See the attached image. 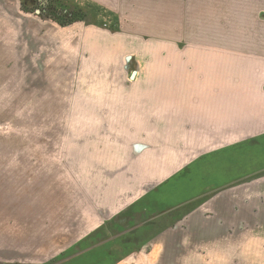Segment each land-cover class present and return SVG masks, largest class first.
I'll list each match as a JSON object with an SVG mask.
<instances>
[{"label": "crops", "instance_id": "obj_1", "mask_svg": "<svg viewBox=\"0 0 264 264\" xmlns=\"http://www.w3.org/2000/svg\"><path fill=\"white\" fill-rule=\"evenodd\" d=\"M22 1L0 0L11 91L53 123L0 264H264V0H78L111 31Z\"/></svg>", "mask_w": 264, "mask_h": 264}, {"label": "rangeland", "instance_id": "obj_2", "mask_svg": "<svg viewBox=\"0 0 264 264\" xmlns=\"http://www.w3.org/2000/svg\"><path fill=\"white\" fill-rule=\"evenodd\" d=\"M61 3L62 6L70 7L71 11L78 10L79 15H84L82 19L90 23H95L102 29L111 31L116 28L117 20L114 18V12L105 7H99L97 4L88 2H78V0H61ZM25 4L26 3L23 0L21 2L22 10L24 9ZM5 11L10 17H12L10 22H13L14 19H16V13L12 8V5L10 4V8L8 10L5 9ZM44 13H47L51 17L42 15ZM44 13H38L37 15L43 19H51L58 25L61 24L53 18V15L55 14L58 17H62L66 14L63 8L52 12L46 11ZM19 57L20 52L17 51L16 46L7 45L6 47H0V223H3L4 220L5 224H8L9 222L10 224H14L15 220L18 219L16 218L18 215L17 211H8L5 209L9 204L17 202L18 196L12 191L20 189L23 186H26L27 188L36 187L37 181H40L44 175L43 171H41L40 174L36 173L37 168L34 159H40L41 155H45V153L50 150V147H33L32 144L27 142V140L40 138V135L41 139L47 138L49 136V131H44L46 128L42 129L40 132L35 131V128L37 125L44 127L45 125L49 126L53 123V118H49L47 115L26 114L23 110L18 108L16 93L11 91V87L20 84L18 82V66H16ZM12 60H14V66H9L8 63ZM26 78L25 81H27ZM7 106H10L9 113L7 111ZM19 128L23 129V131L21 130V136L18 132ZM44 133H46V136H44ZM51 134H53V131H51ZM19 137H21V143L17 145L15 140ZM9 140H12L14 143L8 142ZM3 156H6L7 163L2 161ZM22 159L23 162H21ZM23 167L32 170V178L30 179V182H27L21 175V169ZM47 185H49V183H47L46 186ZM75 202L81 201L75 199ZM4 228H6V230H13V228L7 226ZM6 234L8 239L9 236L12 238L8 232ZM1 240L2 236L0 237V241ZM205 253L203 254V257H205V261L207 262L209 258L206 257ZM174 261V264H176L177 261ZM234 261L237 262L241 260L235 259ZM187 262H193V259H187Z\"/></svg>", "mask_w": 264, "mask_h": 264}, {"label": "trees", "instance_id": "obj_3", "mask_svg": "<svg viewBox=\"0 0 264 264\" xmlns=\"http://www.w3.org/2000/svg\"><path fill=\"white\" fill-rule=\"evenodd\" d=\"M64 9L65 13L62 17H58L57 15H53V18L59 22L61 25H65L67 23H71L72 21L75 20H79L82 19V17H84V15H79L78 14V10L77 11H71L70 7L67 6H62L61 0H47L44 4V6L39 9V13L42 14L44 12H52V11H56L59 9ZM78 9V8H77ZM46 14V15H45ZM57 14V13H56ZM44 16H49L47 13L42 14Z\"/></svg>", "mask_w": 264, "mask_h": 264}, {"label": "built area", "instance_id": "obj_4", "mask_svg": "<svg viewBox=\"0 0 264 264\" xmlns=\"http://www.w3.org/2000/svg\"><path fill=\"white\" fill-rule=\"evenodd\" d=\"M37 13H39V9H37Z\"/></svg>", "mask_w": 264, "mask_h": 264}]
</instances>
